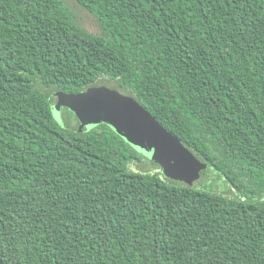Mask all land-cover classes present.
<instances>
[{
    "label": "trees",
    "instance_id": "16d2710c",
    "mask_svg": "<svg viewBox=\"0 0 264 264\" xmlns=\"http://www.w3.org/2000/svg\"><path fill=\"white\" fill-rule=\"evenodd\" d=\"M105 82L236 197L56 120L57 92ZM0 264H264V0H0Z\"/></svg>",
    "mask_w": 264,
    "mask_h": 264
},
{
    "label": "water",
    "instance_id": "95a60500",
    "mask_svg": "<svg viewBox=\"0 0 264 264\" xmlns=\"http://www.w3.org/2000/svg\"><path fill=\"white\" fill-rule=\"evenodd\" d=\"M53 104L56 120L63 123V111L72 112L79 121V131L92 130L101 124L110 126L131 145L158 142L164 129L136 99L108 87H93L79 94L57 92ZM154 134H158L154 138Z\"/></svg>",
    "mask_w": 264,
    "mask_h": 264
},
{
    "label": "rangeland",
    "instance_id": "374dc122",
    "mask_svg": "<svg viewBox=\"0 0 264 264\" xmlns=\"http://www.w3.org/2000/svg\"><path fill=\"white\" fill-rule=\"evenodd\" d=\"M71 5L78 12L80 23L90 32L99 33L98 23L92 14L88 10L79 7L75 2H71ZM101 86L116 90L108 82L97 87ZM120 93L126 95L124 91ZM162 128L166 134L159 138L158 142L153 143V138L150 142L145 141V143L137 146L127 142L143 156L142 162L133 166L136 171L142 173L160 172L165 179L172 182L196 187L207 192L236 197L227 180L214 167L203 163L190 149L164 127ZM157 137L158 134H154V138Z\"/></svg>",
    "mask_w": 264,
    "mask_h": 264
}]
</instances>
